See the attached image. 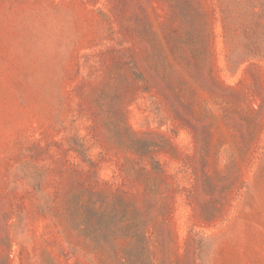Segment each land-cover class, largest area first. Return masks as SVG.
Segmentation results:
<instances>
[{
  "label": "rangeland",
  "instance_id": "rangeland-1",
  "mask_svg": "<svg viewBox=\"0 0 264 264\" xmlns=\"http://www.w3.org/2000/svg\"><path fill=\"white\" fill-rule=\"evenodd\" d=\"M0 264H264V0H0Z\"/></svg>",
  "mask_w": 264,
  "mask_h": 264
}]
</instances>
